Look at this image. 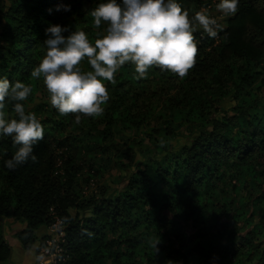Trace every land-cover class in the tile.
Listing matches in <instances>:
<instances>
[{
    "label": "trees",
    "instance_id": "1",
    "mask_svg": "<svg viewBox=\"0 0 264 264\" xmlns=\"http://www.w3.org/2000/svg\"><path fill=\"white\" fill-rule=\"evenodd\" d=\"M9 1H0V78L32 85L23 103L45 129L34 146L36 161L15 170L4 161L16 148L0 138V223L25 224L15 234L23 248L58 217L70 264H264V222L255 220L264 214V0H239L218 38L197 31V62L183 79L153 68L138 80L134 66L125 65L116 84H108L104 115L80 125L51 106L42 78L32 79L31 71L46 54L50 25L75 31L85 23L81 29L94 42L104 27L93 29L90 11L106 0ZM177 2L192 16L219 0ZM61 5L71 10L57 11ZM83 67L90 70L86 61ZM154 98L169 112L161 127L123 149L116 130L141 128L145 117L134 108ZM184 127L188 141L174 145ZM84 151L97 164L98 156L108 155L127 171L125 186L113 193L106 187L83 191L76 162ZM60 153L69 155L61 165ZM253 190L259 191L254 198ZM157 240L158 252L151 246ZM11 253L0 227V264Z\"/></svg>",
    "mask_w": 264,
    "mask_h": 264
},
{
    "label": "clouds",
    "instance_id": "2",
    "mask_svg": "<svg viewBox=\"0 0 264 264\" xmlns=\"http://www.w3.org/2000/svg\"><path fill=\"white\" fill-rule=\"evenodd\" d=\"M220 19L234 16L239 0H219L215 5ZM70 11L61 5L57 11ZM51 11V10H50ZM96 31L94 42L83 30L50 25L44 41L46 54L31 71L49 94L51 106L61 116L72 114L74 123L83 118H99L110 100L108 84L125 65L135 69V79L148 78L153 68L185 78L195 67L198 55L197 31L215 39L225 26L207 9L190 16L177 0H106L90 11ZM69 32L67 36L63 33ZM90 66L85 70L84 62ZM33 93L32 85L0 78V138H10L16 151L4 161L9 170L35 162L34 146L45 134L36 113L26 111L24 101ZM12 103L14 116L7 112ZM160 240L151 246L158 252Z\"/></svg>",
    "mask_w": 264,
    "mask_h": 264
},
{
    "label": "rangeland",
    "instance_id": "3",
    "mask_svg": "<svg viewBox=\"0 0 264 264\" xmlns=\"http://www.w3.org/2000/svg\"><path fill=\"white\" fill-rule=\"evenodd\" d=\"M0 1L2 4H5L6 6H9L11 4L9 0H0ZM118 2H121V0H118ZM208 11L211 14H213L217 19H220L219 13H217L214 4L212 5V8L209 9ZM227 18L220 19V22L224 25ZM90 23H91V20H89V25ZM84 25L86 26L85 23L79 24L78 29L83 30L81 28H83ZM44 94H47V93H44ZM37 102L40 103L42 101L38 100ZM230 105H232L231 102L225 103L226 107H229ZM134 110H135L134 113L137 114L140 119L141 117H145L144 123L141 126V128H134L135 126H133L132 128L131 124H127L126 127L122 126L119 130H116L115 137L117 138V141L120 143V146H122L123 149L126 148L127 142H131L130 139L140 140L145 136L147 131H151L154 128L161 127L162 122L164 121L163 117L169 113L165 108L164 102L156 98H154L151 101H146V102L142 101L140 103V106L135 107ZM140 112H143V113L139 115ZM101 128H103V125H101ZM189 132L190 130L187 127L182 128L178 132L177 140H175L173 144L177 145L178 141H181L182 143H185L186 141H188ZM145 145L152 146V142L149 140H146ZM75 152L77 153V150ZM63 155L64 154H61V153L59 154L60 165L64 161V158L68 159L69 157V155L67 156L65 155L63 156ZM137 159H142V155L140 152H138ZM97 160L99 161V164H97V162H93L91 160V157L85 154V151L82 155L78 156L76 167L80 171V175H82L81 177L82 190L85 191L87 194L92 193V192L96 193L104 187L110 190V193H113L117 190H121L125 186V179H126L128 172L121 170L115 165H113L111 160H109L108 155L104 157L98 156ZM125 162H128V161H125ZM98 169H102V172H99ZM88 175H91V176L93 175L94 177L89 183L83 180ZM257 192L259 191L253 190L252 192L253 198L257 196L258 194ZM262 219L264 222V214L260 212L258 217L255 218V220L261 221ZM0 227L3 229L5 239L9 243H12L13 238H16L15 234L19 232L20 230H22L23 228H25V224L15 221L12 218H7V220L4 223L2 222L0 223ZM50 233H52L50 227L46 228L43 231L41 230L40 232H38V240L28 250L24 249L22 245H19V246L14 245L10 260L5 264H39L38 256L41 250L39 252L38 250L40 249L41 242L46 237H47L46 240L51 237ZM58 244L59 243L55 244L54 246H57ZM35 251H36V254H35ZM63 254H65V252ZM61 258L63 260L64 256L62 255ZM46 259H47L46 260L47 263L52 262L53 264H56V262L54 261L55 260L54 258L53 259L46 258ZM242 260L244 261L245 258H242ZM69 261H70V258H68V262Z\"/></svg>",
    "mask_w": 264,
    "mask_h": 264
},
{
    "label": "built area",
    "instance_id": "4",
    "mask_svg": "<svg viewBox=\"0 0 264 264\" xmlns=\"http://www.w3.org/2000/svg\"><path fill=\"white\" fill-rule=\"evenodd\" d=\"M52 233L51 237L46 240V238L41 242L40 254L38 256L39 264H53L52 262L47 263L46 258H54L56 264H70L68 258V250L66 249V232L63 221L56 217L54 222L49 226ZM48 227V228H49ZM55 235V236H54ZM59 243L57 246L55 244ZM53 244V245H52ZM65 247V248H64ZM42 248V249H41ZM64 248V249H63ZM66 249V250H65ZM65 252V254H63ZM64 256L63 260L61 256ZM71 260V259H70ZM58 261V262H57Z\"/></svg>",
    "mask_w": 264,
    "mask_h": 264
},
{
    "label": "crops",
    "instance_id": "5",
    "mask_svg": "<svg viewBox=\"0 0 264 264\" xmlns=\"http://www.w3.org/2000/svg\"><path fill=\"white\" fill-rule=\"evenodd\" d=\"M7 243L11 246L12 249H13L14 245H17V246L22 245L17 238H13V242L12 243H9L8 241H7ZM35 254H36V251H35Z\"/></svg>",
    "mask_w": 264,
    "mask_h": 264
}]
</instances>
